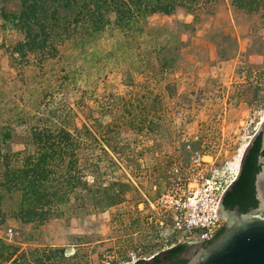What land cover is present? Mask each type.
<instances>
[{"label": "rangeland", "instance_id": "rangeland-1", "mask_svg": "<svg viewBox=\"0 0 264 264\" xmlns=\"http://www.w3.org/2000/svg\"><path fill=\"white\" fill-rule=\"evenodd\" d=\"M3 10L20 4L0 1V183L6 166L36 152L33 132L64 128L82 143L88 188L72 191L60 215L24 223L20 195L0 186V238L17 232L18 254L49 256L42 264H134L178 245L157 201L176 176H221L234 162L238 170L264 120L263 13L221 0L197 17L153 15L141 33L117 29L112 15L99 35L72 29L21 58L14 49L25 34ZM112 183L129 188L102 210L95 199L104 195L91 191Z\"/></svg>", "mask_w": 264, "mask_h": 264}, {"label": "trees", "instance_id": "trees-1", "mask_svg": "<svg viewBox=\"0 0 264 264\" xmlns=\"http://www.w3.org/2000/svg\"><path fill=\"white\" fill-rule=\"evenodd\" d=\"M9 4L18 1V13L2 11L1 17L13 27L20 28L24 42L19 43L14 51L24 58L28 53L44 52L51 41L66 35L72 29L84 36L101 34L111 23L125 33H141L147 19L156 14L170 16L178 9L189 11L195 17L198 12L216 5L221 0H0ZM236 10L248 14L263 13L264 0H232ZM5 134L4 139H9ZM33 144L36 152L27 156L20 168L6 166L0 183L3 192L18 193L16 217L24 223H42L58 216L61 208L70 202V193L79 188H88L79 170V152L82 143L68 130L50 128L33 132ZM259 168L253 151L223 197V204L228 210L239 207L241 213H248L258 207L255 197L254 182ZM120 188V189H119ZM128 185L112 183L109 186L91 191L92 196L104 195L103 200L95 202L103 209L119 204L126 195ZM3 195L0 194V226L5 223L2 207ZM224 232L223 229L217 237ZM216 237V238H217ZM187 244H178L156 255L152 259L157 264H187L183 257ZM19 250L12 243L0 238V264H42L48 258H35L29 254H18ZM33 256V254H32ZM137 261L134 264H147Z\"/></svg>", "mask_w": 264, "mask_h": 264}, {"label": "built area", "instance_id": "built-area-1", "mask_svg": "<svg viewBox=\"0 0 264 264\" xmlns=\"http://www.w3.org/2000/svg\"><path fill=\"white\" fill-rule=\"evenodd\" d=\"M196 158L198 162L201 160L198 154ZM216 172L208 177L197 173L186 178L187 183L182 177L176 176L175 182H172L168 191L157 201L156 205L164 213V218L159 222L160 226L178 234L179 244L193 240H197V243L208 241L224 225L223 219H217V206L224 192L237 177L239 169L228 170L221 176ZM6 236L12 242L18 237V233L10 229Z\"/></svg>", "mask_w": 264, "mask_h": 264}, {"label": "water", "instance_id": "water-1", "mask_svg": "<svg viewBox=\"0 0 264 264\" xmlns=\"http://www.w3.org/2000/svg\"><path fill=\"white\" fill-rule=\"evenodd\" d=\"M247 148L248 146L244 154ZM234 181L222 195L216 210L218 220L226 218L225 224L217 229L214 237L208 241L202 240L197 243V240H193L183 243L187 244L183 253V257L188 260L187 264H264V165L257 176L259 204L254 210L244 214L238 208L225 209L223 197ZM223 227L224 232L217 237ZM163 252L158 255L161 256ZM150 260L139 261L149 262Z\"/></svg>", "mask_w": 264, "mask_h": 264}, {"label": "flooded vegetation", "instance_id": "flooded-vegetation-1", "mask_svg": "<svg viewBox=\"0 0 264 264\" xmlns=\"http://www.w3.org/2000/svg\"><path fill=\"white\" fill-rule=\"evenodd\" d=\"M253 151L255 152L256 163H257V166L259 168V171L257 172V174L255 176V182H254L255 197L258 199L256 181H257V176L262 171V167L264 165L263 164V159H264V122H263L261 128L257 131V133L254 135V137L252 138L251 142L248 145V148H247V150H246V152L242 158L241 164H240L239 173L242 169V166L246 163L248 157L252 154ZM237 208L239 209V207H235L232 210H236ZM225 209H227V208L225 207ZM160 258H162V256ZM147 264H157V263L154 261V259H151Z\"/></svg>", "mask_w": 264, "mask_h": 264}, {"label": "bare ground", "instance_id": "bare-ground-1", "mask_svg": "<svg viewBox=\"0 0 264 264\" xmlns=\"http://www.w3.org/2000/svg\"><path fill=\"white\" fill-rule=\"evenodd\" d=\"M263 54H264V53H263ZM260 55H261V54H260ZM241 150H242V149H241ZM234 159H235V158H234ZM236 159H237V158H236ZM232 165H233V168H232V169L235 170V168L237 167V162L232 163L231 166H232ZM231 166H230V167H231ZM230 170H231V169H230Z\"/></svg>", "mask_w": 264, "mask_h": 264}]
</instances>
